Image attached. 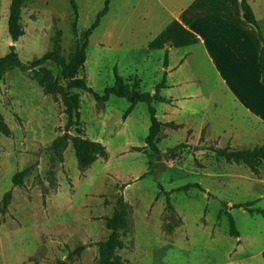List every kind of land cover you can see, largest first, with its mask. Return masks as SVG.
Returning a JSON list of instances; mask_svg holds the SVG:
<instances>
[{
  "label": "rangeland",
  "instance_id": "obj_1",
  "mask_svg": "<svg viewBox=\"0 0 264 264\" xmlns=\"http://www.w3.org/2000/svg\"><path fill=\"white\" fill-rule=\"evenodd\" d=\"M75 2L76 17L68 0H30L21 16L24 34L13 43L7 31L10 0H0V57L14 44L19 59L27 63L51 50L57 38L68 59L105 5V0ZM215 12L217 0H110L89 37L78 75L98 93L116 75L138 91L154 92L166 61L175 66L167 83L180 85L173 117L182 126L162 128L157 146L161 152L174 150L162 157L164 168L156 176V154L145 145L147 103H137L124 118L130 106L125 98L111 95L98 103L92 94L74 90L80 97V124L69 134L76 135L79 128L80 135L107 151L105 158L82 170L70 142L60 155L48 149L64 133L60 97L45 95L17 68L0 80V116L9 130L0 133V264H57L80 244L85 250L67 264H98L95 244L107 237L105 218L119 196L130 213L121 231L124 247L117 255L128 264H264V217L232 208L256 200L252 207L264 210V165L255 175L244 164L216 159L209 149L263 145L257 136L244 135L248 119L214 75L215 32L197 24L202 19L211 29ZM198 33L211 41L208 56ZM45 65L65 85L57 66ZM161 95L167 96V89ZM152 106L161 119L165 103ZM204 131L212 140L205 139ZM181 144L185 147L178 148ZM171 152H176L174 158L167 157ZM28 166H33L31 172L14 186V175ZM194 183L202 190L174 191ZM7 191L11 199L4 208ZM166 192H171L172 209ZM222 209L233 217L239 237L229 235L227 215L218 216Z\"/></svg>",
  "mask_w": 264,
  "mask_h": 264
},
{
  "label": "trees",
  "instance_id": "obj_2",
  "mask_svg": "<svg viewBox=\"0 0 264 264\" xmlns=\"http://www.w3.org/2000/svg\"><path fill=\"white\" fill-rule=\"evenodd\" d=\"M30 0H10L9 14L7 21V31L11 41L16 42L20 36L24 34L21 16L22 11L27 2ZM72 7L75 17L77 16V4L75 0H68ZM109 1L105 0L104 8L97 14L95 21L91 27L84 30L80 34V40L76 45L74 52L67 58H64L61 54L59 47V41L57 38L53 39V47L51 50L44 53L41 57L35 58L32 61L23 63L15 50L14 44L9 46L8 52L0 57V80H2L6 74L13 68H17L22 72H27L29 77L34 80L42 89L45 95L53 97H60L63 105V113L66 116V123L63 127V134L55 137L48 149L61 154L67 143H71L77 164L80 169L93 164L98 158H105L107 151L100 142L92 141L89 138H85L80 135L81 130L78 128L76 135H70L69 131L73 126L80 124L79 118V107L80 97L74 92V90H80L88 92L93 95L94 99L98 103H105L111 95L125 98L130 106L127 109L124 118L133 109V107L139 103L144 102L148 104V111L150 114V127L148 135L145 139L146 147L154 154L158 155L161 153L157 142L159 141V135L161 133L162 126H172L173 124H163L156 117L155 108L152 106L153 102L170 103V99L160 95V92L165 88V78L157 83L154 87V93L138 91L134 85H130L128 80L116 75L114 83L111 86H107L101 93L94 91L87 84V80L84 76H79L78 72L86 59V50L89 44V37L92 31L99 25L101 17H103L109 7ZM241 8L243 11L244 19L252 24L258 31V35L261 41V49L259 54V69L261 73V80L264 85V37L261 34L257 20L251 10V7L246 0H241ZM73 30L77 32L76 22L73 23ZM60 33V32H59ZM58 33V36L60 34ZM48 62H52L59 69L60 77L66 81L65 85L60 83L59 77L55 76L52 71L45 65ZM167 62V61H166ZM176 128V126H174ZM0 133L8 134L6 124L3 122L0 116ZM185 147V144H181L178 148ZM213 151L216 159H223L227 164H244L246 165L255 175L259 173V169L264 165V144L257 145L253 148H233L229 144L224 147L209 148ZM176 152H171L167 157L174 158ZM59 160H62L61 156ZM33 166H28L17 172L12 178V184L17 186L21 184L22 180L31 172ZM190 188H198L202 190V187L197 184H186L176 188L174 191H188ZM161 190V186H160ZM171 192H166V204L167 207L172 209L170 202ZM11 199V192L7 191L2 199L3 207L6 208ZM256 203V200L238 203L232 205V208H244L250 214L258 213L264 217V210L260 208H253L252 206ZM227 205L224 203L223 207ZM129 207L124 201L123 196H119L111 216L105 218V226L108 230V235L105 239L97 242L95 246L98 249V264H128L127 261L121 259L117 255V251L124 247V241L122 239L121 231L124 230L129 221ZM225 214L229 220V235L233 237H239V231L236 228L235 221L231 214L222 209L218 216ZM86 245L80 244L74 249L68 251L65 260H58L57 264H67L72 261L75 257L81 255L85 250ZM264 258V251L262 252Z\"/></svg>",
  "mask_w": 264,
  "mask_h": 264
},
{
  "label": "crops",
  "instance_id": "obj_3",
  "mask_svg": "<svg viewBox=\"0 0 264 264\" xmlns=\"http://www.w3.org/2000/svg\"><path fill=\"white\" fill-rule=\"evenodd\" d=\"M246 2L251 7L264 37V0H259L256 5L249 0H246ZM212 23L213 27L211 29L207 22L202 19L198 21L197 25L199 28L203 26L209 31L215 32L212 50L214 75L220 78V82L223 83L226 91L231 94L233 105L237 104L244 111L248 123L243 125L244 127L250 126L249 129L243 128L244 135L257 136L264 144V85L258 63L261 49L258 31L244 19L241 0H217V12L214 13ZM182 26L187 31L195 33L187 24L183 23ZM197 36L200 37L203 51L208 56L207 45L211 41L202 39V35L199 33ZM185 61L186 59L179 62L178 67H181ZM174 68L175 66L170 65V59L161 68L164 71L165 78V88L161 91L167 89L168 95L164 97L171 101L165 103L167 109L162 113L159 121L163 124L171 123L173 124L171 127L176 126L173 129H178L182 125L175 121L173 111L177 109L176 103L178 101L175 89L180 85L167 83V77L172 73L171 71H176ZM150 93L154 92L151 91ZM166 127L168 126H162V128ZM232 135H234L233 132ZM205 139L212 140L206 138V133ZM235 139L236 137L233 136L228 141L233 142ZM216 140L220 139L217 138Z\"/></svg>",
  "mask_w": 264,
  "mask_h": 264
},
{
  "label": "water",
  "instance_id": "obj_4",
  "mask_svg": "<svg viewBox=\"0 0 264 264\" xmlns=\"http://www.w3.org/2000/svg\"><path fill=\"white\" fill-rule=\"evenodd\" d=\"M173 150H169L167 152H161L160 154L156 155L157 168H156L155 172L153 173L154 176H156L157 173H159L164 168V163L161 161L162 157L165 156L168 152L173 151Z\"/></svg>",
  "mask_w": 264,
  "mask_h": 264
}]
</instances>
